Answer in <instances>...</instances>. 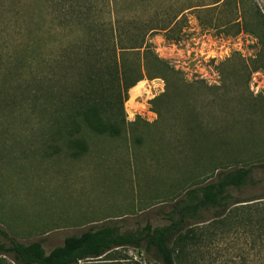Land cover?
<instances>
[{"label": "trees", "instance_id": "trees-1", "mask_svg": "<svg viewBox=\"0 0 264 264\" xmlns=\"http://www.w3.org/2000/svg\"><path fill=\"white\" fill-rule=\"evenodd\" d=\"M180 1L0 0L17 15L31 2L42 9L30 17L31 37L3 65L5 71L25 69V77L19 74L22 91L0 90V105L11 113L26 104L36 146L56 153L65 145L76 154L87 149L84 133L111 138L124 133L135 150L146 141L155 143L156 159L173 162L182 176L170 192L176 201L166 212V225L146 223L127 232L104 225L67 236L49 251L40 240L24 243L0 231L9 240L0 241V255L11 254L15 264H126L122 257H102L133 246L152 252L161 264H199L194 255L203 238L196 230L214 227L213 233L221 228L252 236L254 264H264V192L245 200L235 193L258 185L254 171H264L263 156L247 160L236 149L243 121L262 110L249 82L253 72L264 71V13L257 4L245 6L246 0ZM232 3L233 16L214 23L211 12ZM187 10L196 11L202 26L225 27L226 34L250 32L258 38L259 52L220 62L218 84L187 79L150 41L160 32L179 41ZM45 12L51 16L47 21ZM155 77L165 80V90L151 101L157 119L127 121L129 89L137 91L140 80ZM5 261L0 258V264H9Z\"/></svg>", "mask_w": 264, "mask_h": 264}, {"label": "rangeland", "instance_id": "rangeland-1", "mask_svg": "<svg viewBox=\"0 0 264 264\" xmlns=\"http://www.w3.org/2000/svg\"><path fill=\"white\" fill-rule=\"evenodd\" d=\"M155 1L163 4L171 0ZM254 4L264 13V0H246L245 6ZM234 5L211 12L213 22L229 20ZM14 9L0 5V90L19 93L27 72L17 68L5 71L4 66L8 55L16 57L19 46L31 37L30 17L42 9L36 2L22 8L19 15ZM46 16L47 21L51 16L49 13ZM186 16L188 20L182 25L179 41L167 40L162 32L150 36V41L155 52L182 70L189 80L203 78L210 84H218L220 62L236 54L255 57L260 50L258 38L250 32L226 34L225 27L202 26L195 10H187ZM47 54L48 51L46 57ZM139 82L141 87L137 91L130 88L124 101L126 120L141 117L154 122L158 115L151 101L165 90V80L155 77ZM238 84L245 89L243 82ZM249 90L258 95L262 110L258 109L251 121H243L239 132L241 143L236 149L242 158L254 161L258 156L264 157L263 70L252 73ZM21 108L11 113L0 105V231L24 243L40 240L49 251L62 244L67 236L104 225L127 232L146 223L162 226L170 222L166 212L176 201L170 192L182 176L173 162L156 159L155 143L146 141L135 150L124 133L117 138L84 133L86 151L75 154L74 149L62 145L60 151L52 153L34 144L26 104ZM254 175L260 183L236 191L240 198L250 199L264 192V171L257 168ZM208 222L194 228L206 226ZM214 229L196 230L203 238L194 255L199 264H254L257 261L252 236L241 231L223 233L221 228L213 233ZM0 241L9 243L1 235ZM1 257L6 263L15 264L11 254ZM116 257L124 258L122 261L126 264H161L152 252L133 246L115 248L102 258Z\"/></svg>", "mask_w": 264, "mask_h": 264}]
</instances>
